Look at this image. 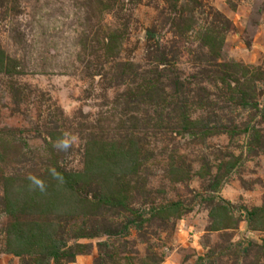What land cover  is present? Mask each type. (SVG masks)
Instances as JSON below:
<instances>
[{
    "label": "rangeland",
    "instance_id": "374dc122",
    "mask_svg": "<svg viewBox=\"0 0 264 264\" xmlns=\"http://www.w3.org/2000/svg\"><path fill=\"white\" fill-rule=\"evenodd\" d=\"M0 264H264V0H0Z\"/></svg>",
    "mask_w": 264,
    "mask_h": 264
},
{
    "label": "trees",
    "instance_id": "16d2710c",
    "mask_svg": "<svg viewBox=\"0 0 264 264\" xmlns=\"http://www.w3.org/2000/svg\"><path fill=\"white\" fill-rule=\"evenodd\" d=\"M58 248V247H57Z\"/></svg>",
    "mask_w": 264,
    "mask_h": 264
}]
</instances>
